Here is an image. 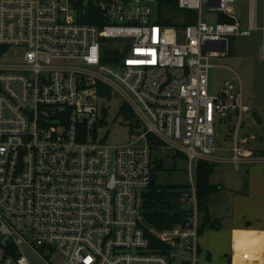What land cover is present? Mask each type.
Masks as SVG:
<instances>
[{
	"label": "built area",
	"instance_id": "1",
	"mask_svg": "<svg viewBox=\"0 0 264 264\" xmlns=\"http://www.w3.org/2000/svg\"><path fill=\"white\" fill-rule=\"evenodd\" d=\"M215 1L178 0L198 12L179 30L159 21V0H0L1 56L15 59L0 64V264L199 262L196 167L221 160L217 129L233 139L236 169L264 160L254 135L238 136L251 109L241 78L214 92L209 80L231 38L256 25L243 28L237 0ZM112 93L135 113L132 141L98 132V98ZM148 134L191 172L178 193L183 219L151 227L152 237L142 204L159 158ZM249 261L264 264V244Z\"/></svg>",
	"mask_w": 264,
	"mask_h": 264
},
{
	"label": "rangeland",
	"instance_id": "2",
	"mask_svg": "<svg viewBox=\"0 0 264 264\" xmlns=\"http://www.w3.org/2000/svg\"><path fill=\"white\" fill-rule=\"evenodd\" d=\"M229 5L241 20L243 28H250L251 23L256 28L251 29L250 35L231 38L229 53L217 59L221 66L210 70V90L214 92L219 89L226 78H241L244 100L251 109L244 116L238 136L243 140L254 135L249 145L264 148V0H237ZM208 7L207 4L203 5V17L213 20L216 12L209 11ZM14 60L12 55L0 56V64ZM124 99L114 93L110 98H98L99 108L105 110L107 122L98 125L97 129L99 133L106 134L108 142H127L135 138L129 120L119 112ZM216 143L214 155L221 160L215 161L211 180L218 187L207 199L211 222L199 234L205 252L199 254L201 259L197 264H228L232 259L233 241L236 239L237 244L247 233H255L254 226L264 228V160L246 162L236 169L231 162L233 139L226 127L217 129ZM258 153L262 154L261 151ZM153 157L159 158L158 162H161L154 167L157 196L164 190L174 191L180 185L191 183L189 159L185 155L173 149L154 147ZM193 174L195 168L192 169ZM156 205L159 210H163L157 197ZM143 221L146 223L145 219ZM258 237V241H264V231L258 233ZM236 264L243 262L238 259Z\"/></svg>",
	"mask_w": 264,
	"mask_h": 264
},
{
	"label": "trees",
	"instance_id": "3",
	"mask_svg": "<svg viewBox=\"0 0 264 264\" xmlns=\"http://www.w3.org/2000/svg\"><path fill=\"white\" fill-rule=\"evenodd\" d=\"M159 21L164 24L174 25L177 29L185 27L188 23L193 22L198 17V12L193 9H185L178 5V0H159ZM218 19L229 21L230 17L220 13ZM3 53V49H0V56ZM100 93H102V87H100ZM119 112L123 113L129 120V125L135 119V113L131 106L126 103H121L119 106ZM107 121L104 117L101 120V124L104 125ZM149 142L152 146L159 142L151 134H148ZM264 153V149L262 150ZM161 162H158L160 164ZM215 162L200 159L196 167V193L198 199V208L202 214V221L199 226V233H202L207 225L210 224L211 217L207 208V199L209 194L215 190L218 186L212 182L211 176L213 174ZM155 175V173H154ZM156 176V175H155ZM154 184L150 191L145 193L144 202L142 204V215L146 221L145 230L146 234L151 236V227L163 228L172 226L176 222L183 219V211L178 208V193L180 188H188L190 185H180L174 191H163L157 196V188ZM156 197L159 198L163 210H159L156 205ZM212 224V223H211ZM153 235V234H152ZM152 237V236H151ZM245 239H242V241ZM240 241L236 244L237 250L240 248ZM155 243V241H154ZM243 246V245H242ZM228 264H232L231 259ZM236 264V263H235Z\"/></svg>",
	"mask_w": 264,
	"mask_h": 264
},
{
	"label": "crops",
	"instance_id": "4",
	"mask_svg": "<svg viewBox=\"0 0 264 264\" xmlns=\"http://www.w3.org/2000/svg\"><path fill=\"white\" fill-rule=\"evenodd\" d=\"M254 231H256L253 234H249L247 233L245 236V240L242 241V243L240 244V248H238L237 250V246H236V239L233 241V253H232V264H235L237 262L238 259H240V261L243 262V264H249V258L251 256V254L256 253L257 250L264 244V241H258L259 237H258V233H261L262 231H264V228H257V227H252ZM199 245H200V249L201 252L203 254V252H205L202 249V245L200 244L199 241ZM243 245V246H242Z\"/></svg>",
	"mask_w": 264,
	"mask_h": 264
},
{
	"label": "water",
	"instance_id": "5",
	"mask_svg": "<svg viewBox=\"0 0 264 264\" xmlns=\"http://www.w3.org/2000/svg\"><path fill=\"white\" fill-rule=\"evenodd\" d=\"M219 4H220V0H216L213 5L217 6ZM0 89H1V86H0ZM155 183H156V177H154L153 180H152V184H155Z\"/></svg>",
	"mask_w": 264,
	"mask_h": 264
}]
</instances>
